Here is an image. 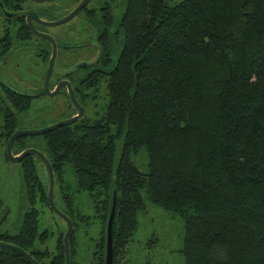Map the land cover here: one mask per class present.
Returning <instances> with one entry per match:
<instances>
[{
	"label": "trees",
	"instance_id": "16d2710c",
	"mask_svg": "<svg viewBox=\"0 0 264 264\" xmlns=\"http://www.w3.org/2000/svg\"><path fill=\"white\" fill-rule=\"evenodd\" d=\"M112 2L99 9L105 12L100 23L109 57L102 64L108 72L78 84L83 97L106 98L103 115L43 133L61 192L59 207L74 224L70 264H80L77 232L81 221L88 226L91 219L76 206L82 191L92 197L101 225L89 264H105L114 191L113 264H129L148 203L182 220L183 264H264V0ZM30 35L20 24L16 45ZM10 37V28L0 35V63L13 47ZM33 99L0 85L5 145ZM27 137L15 140V154L28 147ZM141 150L146 172L134 160ZM38 161L36 155L20 161L29 207L19 230L1 232L0 241L22 247L42 264H66V229L54 251L43 247L54 236L40 230V207L51 206ZM0 264L35 263L0 247Z\"/></svg>",
	"mask_w": 264,
	"mask_h": 264
},
{
	"label": "rangeland",
	"instance_id": "374dc122",
	"mask_svg": "<svg viewBox=\"0 0 264 264\" xmlns=\"http://www.w3.org/2000/svg\"><path fill=\"white\" fill-rule=\"evenodd\" d=\"M110 1L113 0H92L89 6L97 7ZM179 1L168 0L169 3ZM74 6L75 0H48L42 3L27 1L28 9L47 11V14H43V19L48 21L65 17L73 10ZM92 26V21L83 10L63 24L44 28L52 33L60 44L51 86L54 85L55 77L61 73V70H66L78 62H87L86 60L95 56L96 51L90 56V51L86 49L92 47L86 41L89 37L86 28ZM40 41L41 39L37 40L35 37L33 42L17 45L12 49L0 71V79L5 84L30 94L43 90L47 61L44 60L42 53L46 44H42ZM121 44L122 38L120 37L112 55L113 64L118 58ZM65 45L70 46V48H64ZM72 45H77V48H71ZM73 50L76 51L75 54L72 52ZM86 74L87 69L80 67L73 74L74 83L76 84ZM105 103V97L90 103L86 116L91 120L102 116ZM75 110L66 88H62L60 93L56 95L51 96L45 93L35 96L31 108L21 118L20 129L35 130L52 125L71 117ZM25 142L27 148L32 147L46 152L43 134L30 135L25 138ZM134 160L142 171L148 170L147 155L143 150L135 156ZM38 172L40 178L49 184L48 171L42 161H38ZM68 178L69 182L73 183L74 177L71 173L68 174ZM54 200L58 207L62 205L58 183L55 184ZM76 206L82 215L91 217L88 226L85 221H81V227L77 232L79 242L77 248L79 250L76 259L79 260L80 264H89L94 250V241L100 236L101 225L99 220L95 218L94 201L87 192L77 193ZM28 207L21 164L9 158L7 145L0 140V233L6 231L16 233L21 224V217L28 210ZM51 208L48 206L40 207V230L48 228L53 234L54 237L48 238L43 246L44 248L49 247L52 252L59 232L67 230V223L55 211V213L52 212ZM155 235L159 237L158 241ZM183 235V222L178 216L174 217L163 208L148 203V211L140 215V224L135 234V240L130 246L129 264H183V257L180 252Z\"/></svg>",
	"mask_w": 264,
	"mask_h": 264
},
{
	"label": "flooded vegetation",
	"instance_id": "af4514ba",
	"mask_svg": "<svg viewBox=\"0 0 264 264\" xmlns=\"http://www.w3.org/2000/svg\"><path fill=\"white\" fill-rule=\"evenodd\" d=\"M27 1L28 0H0V29H1L0 35L2 34V31H4L6 28H10V34L12 33V36H13L12 38L10 37V40H11V44L13 42V45H12L13 47L10 49V51L8 53V55H9L10 52L12 51V49L15 46H17L16 45V42H17L16 35H17V28H18V26L20 24H22V23L26 24V26L29 28V31L31 32V35L28 38V40L21 41L20 44H18V45H24V44L31 43V42L34 41L35 37L37 38V40L38 39H41L40 42L42 44L43 43L46 44V47L43 49V53H42L44 60L47 61V67H46V72H45V77H46L47 70H48V67H49V60H50L51 53H52V44H51V42L48 39H45V38H43L41 36H38V35H36L35 33H33L31 31L30 26H29V23H28V15L30 13H32V12H38L39 15L41 16V18H43V14H45V13L47 14V11H40V10L33 11V10H30V9L27 8ZM31 1H33V0H31ZM81 1L82 0H75V6H74L73 10L77 7V5ZM91 1L92 0H88L86 6L81 11L85 10L86 15L90 18V20L92 21V24H93L92 27L86 28L87 31H88V36H89L86 41H87L88 45H91L92 46V47H87L86 49L88 51H90L89 52V55L90 56L95 51H96V54H95V56L92 59L86 60L87 62H85V63H93L97 59H98V61L95 64H93V65L82 66V67H84V68L87 69V74L83 78L79 79L76 84L74 83V75L73 74L79 68H77L73 72H70V73H68V74H66L64 76L62 75L63 72H67L68 70H70L71 68H73L76 64L73 65V66H71L70 68L68 67V69L66 68V70H63V71L61 70V73H59L55 77L56 80H55V83H54L53 86H51V84H52V79L54 77V67H53V72H52V75H51V78H50V88H51V91H53L59 84L67 83V81H69V83L71 84V86L73 88V91H74V94H75L76 98L78 99V101L80 102V104H82L84 106V109H85V115H84V117L87 114L86 111L88 109V105L90 103L94 102L95 100H97L98 98L97 99L96 98L94 99V96L93 95L92 96L89 95V96H84L83 97L82 92H81V90L78 87V84L82 80H84L85 78L89 77L90 75H93L95 78H96V76L103 77L108 72V70L106 69V67L102 64V62L104 60H106L107 57H109L107 55L108 52L106 50V45L108 44V42L106 40V34H105V32H103V29H102L101 23H100L101 16L103 14H105V12L102 13L99 9L108 8L110 6L109 3H111V5L113 4V2L110 1V2H105L104 4H100L97 7H95V6L90 7L89 4H90ZM38 3H42V2H38ZM73 10H71V11H73ZM87 10H88V12H87ZM115 12H116V14H119V10L116 9ZM8 14H10L11 16H8ZM33 23H34V25H35V27H36V29L38 31L49 33L50 35H52L54 37V35L52 33H50L49 31H47L46 29H44L46 27L45 25L40 24L36 20H34ZM54 39L56 40V43H57V46H58V51H59L60 44H59L58 40L56 39V37H54ZM37 42H38L37 44H39V41H37ZM112 43H113V41L111 40L110 41V45H112ZM117 43H118V41L115 40L114 41V46H116ZM65 47L66 48H70V46H68V45H65L64 48ZM72 47L77 48V45H72L71 48ZM72 52L74 54L76 53V51H74V50ZM57 56H58V54H57ZM6 60H7V58H5L4 61H2L0 63V71H1L2 66L6 63ZM55 61H56V59H55ZM55 61H54V65H55ZM78 63H81V62H78ZM45 77H44V87H43V90L41 92L33 93L34 94V97L35 96H40L42 94L47 93L46 92V89H45ZM0 85H6V86H9L11 88L13 87L11 85L5 84L1 79H0ZM62 88H66L68 90V93H69V89H68V87H67L66 84H64L61 87V89L59 90V93L62 90ZM91 91L90 90H88V91H85L84 90L85 94H88L89 92L91 93ZM75 109H76V107H75ZM77 113H78V110L76 109L75 112L73 113V115H75ZM61 210L62 211H65L63 209H61ZM52 211H54V210H52Z\"/></svg>",
	"mask_w": 264,
	"mask_h": 264
},
{
	"label": "water",
	"instance_id": "95a60500",
	"mask_svg": "<svg viewBox=\"0 0 264 264\" xmlns=\"http://www.w3.org/2000/svg\"><path fill=\"white\" fill-rule=\"evenodd\" d=\"M33 1L45 2L47 0H33ZM87 2H88V0H82L77 5V7L73 11H71L68 15H66L63 18L52 20V21L44 20L43 18H41V16L39 15L38 12H32L28 15V23H29L31 31L38 36H41L45 39H48L52 44V53H51V57L49 60V67L47 70V74L45 77L46 92L51 96L56 95L59 93V90L61 89V87L64 84H66L68 89H69V94H70V98L72 100V103L76 107V109L78 110V113L67 118V119H64L62 121H58L52 125L42 127L39 129L23 130V129L19 128L18 130H16L12 134V136L10 137V139L7 143V153H8V156L11 160H13L15 162H20L21 160H23L25 157H27L29 155H36L42 160V162L45 164V166L47 168L48 181H49L48 198H49L50 206L67 223V230H66L65 235H64V243H65V250H66V264H70L69 239H70V236L73 232L74 224H73L72 218L68 214H66L64 211H62L58 207V205L55 203L54 189H55L56 177H55V172L53 170L52 164L44 152L39 151L38 149H35L32 147L25 148L20 153L15 154L14 150H13V144H14L15 140L20 136H30V135L43 134V133H46V132L52 130L55 127L72 124V123H74V122H76V121H78L84 117V115H85L84 106L82 104H80V102L76 98L74 91H73V88H72L71 84L69 83V81H67V83L59 84L53 91H51L50 78H51V75L53 72L54 61H55L57 54H58V46H57V43H56V40L54 39V37L52 35H50L49 33L38 31L36 29L33 21L36 20L37 22H39L40 24L45 25V26H56V25L63 24L65 22L71 20L72 18H74L86 6ZM8 16H11V15L8 14ZM97 61H98V59L93 63H85V62L78 63L73 68L68 70L67 72H63L62 75L64 76L70 72H73L74 70H76L77 68H80L82 66L93 65ZM116 207H117V193H116V191H114L111 212H110V215L108 217L107 226H106L105 264H113V255H114L113 226H114ZM0 247H8V248L14 249V250L22 253L28 259L32 260L35 264H42L38 260H36L28 251H26L25 249H23L22 247H20L18 245H15V244H12V243H9L6 241H0Z\"/></svg>",
	"mask_w": 264,
	"mask_h": 264
}]
</instances>
